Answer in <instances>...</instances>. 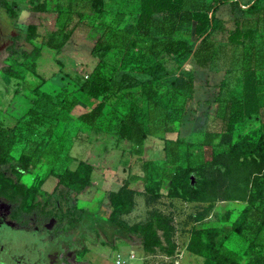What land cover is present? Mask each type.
Segmentation results:
<instances>
[{
    "label": "rangeland",
    "instance_id": "1",
    "mask_svg": "<svg viewBox=\"0 0 264 264\" xmlns=\"http://www.w3.org/2000/svg\"><path fill=\"white\" fill-rule=\"evenodd\" d=\"M8 1L13 4L17 15L9 16L0 5V144L4 153V161L0 164V194L5 195V206L11 208L10 217L22 215L16 209L20 206L15 185L22 181L36 191L34 199L49 202L43 212L50 210L52 214H47L53 217L50 221L63 223L73 208L75 194L61 185L49 193L43 191L40 188L41 180L50 167L62 169L69 156L73 157L72 164L79 158H85L94 164V177L98 180L127 178L133 203L131 209L120 217L134 226V230L114 234L113 227L105 221L108 190L84 189L83 197L77 198L76 204L86 208L81 220L83 230L79 233L69 231L68 240L74 241L72 247L67 241L63 243L65 252L74 261L87 264H213L204 255V240L209 234L206 228L218 226L220 232L215 236L217 243L224 241L227 249L236 252L243 261L264 264V228L256 235L248 230L243 233L233 230L246 206L252 210L255 206H263L256 189H261L264 183V150L244 155L229 148V143L238 136L247 135L257 141L263 132L264 24L254 36L261 63L258 68L261 106L257 113L237 122L233 131H227L226 102L231 96L240 95L241 72L234 70L225 73L221 64L217 65L218 70H198L188 66L195 74L193 97L187 98L185 103L186 117L189 119L180 123L174 132L162 134L156 131L149 134L142 144L136 145L117 135L120 108L136 102L145 126H149L146 98L140 86L131 82L145 77L140 71L143 66L152 63L157 56L166 55L161 50V44H158L156 52L150 49L151 42L159 38L156 27L150 36L136 31V0H104L105 9L101 16L97 15L90 0H52L55 11L45 12L32 10L29 0ZM240 1L244 5L234 4L232 7L226 4L219 10L229 23L233 16H249L242 10L249 0ZM30 22L37 25L38 36L34 41L25 38ZM180 28L178 36L194 40L191 23L184 22ZM105 31L123 34L124 43L113 51L117 71L113 86L105 93L107 105L95 125L89 127L68 112L67 104L72 98H77L78 111H85L100 99L79 91L78 85L95 64L96 59L90 49L97 36ZM65 33H68V39H65ZM48 36H51V42L62 43V47L56 50L44 44L38 57L34 51L23 53V50L29 51L35 44L45 42ZM142 47L147 48L144 53H141ZM175 63L171 61L168 66L173 67ZM26 69L29 70L24 78L18 82L15 80V86L5 82L9 81L6 77L11 72L24 75ZM124 73L128 74L129 85L119 86ZM41 76L45 77L42 90L54 93L64 86L61 92L66 102L63 110L59 102L53 103L33 92ZM222 76L226 84L218 92L217 82ZM34 98H37L34 102L39 107L54 116H47L42 125L24 128V136L15 139L12 131L2 127L5 124V109L8 119H15L23 114ZM156 100L162 106L171 104L167 78L159 82ZM60 113L62 116H55ZM74 113H77L76 110ZM193 114L196 117L190 119ZM182 116L179 114L175 118V124L182 121ZM60 119L62 121L58 122ZM22 124L24 126V121ZM51 129L52 132H49ZM177 135L181 138L178 142L173 141ZM12 139L14 141L7 149ZM174 143L178 146L177 151L171 154L169 148ZM35 150L33 166L26 172H20L16 168L19 166L16 158L22 152ZM37 152L40 153L37 155ZM185 165L192 169V182L184 187L171 185L169 177L172 172ZM51 182H56L53 175L46 180L44 187ZM156 213L163 220L156 223L162 224L159 229L162 241L153 250L146 251L141 245L139 226L153 220ZM18 233L14 235L15 242ZM247 236L261 246L248 247ZM24 238L26 242L34 240V236L29 234ZM91 238H96V242L92 243ZM82 245H85L86 251L92 250L93 254L107 260L104 263H88ZM113 245L116 248H112ZM121 247L126 251L130 248L124 259L119 257Z\"/></svg>",
    "mask_w": 264,
    "mask_h": 264
},
{
    "label": "trees",
    "instance_id": "2",
    "mask_svg": "<svg viewBox=\"0 0 264 264\" xmlns=\"http://www.w3.org/2000/svg\"><path fill=\"white\" fill-rule=\"evenodd\" d=\"M29 1L30 8L34 11L45 12L55 11L56 9L52 0ZM90 1L97 15L101 16L105 9L104 0ZM136 2V31L143 36H150L154 27H156L159 38L151 42L150 49L156 52L158 44H161V50L166 55L157 56L152 63L143 66L140 71L142 74H145V77L131 82L140 86V91L146 98L148 106L146 116L150 121L149 126H145L141 118L139 105L132 101L128 106L120 108L121 116L116 131L118 137L140 145L149 134L156 131H161L162 134L174 132L179 125L186 119H189L186 117L185 103L187 98L193 97L195 74L193 69L188 66H192L198 70H218L219 67L217 65L221 64L224 67L225 73H230L234 70L241 72V93L238 96H231L226 102L225 124L227 131H233L237 122L250 117L260 110L261 79L258 74V68L261 63L259 49L257 43L254 41V36L260 26L264 24V2L262 0H249L247 6L242 8L249 16H233L230 23L219 10L221 6L226 4L232 5V7H234V4H243L240 0H136ZM0 5L5 8L9 16L15 17L17 15L16 9L8 0H0ZM184 22L187 24L191 23V34L194 35L193 41L177 35L178 30H181L180 27ZM37 36L36 23H28L25 35L26 40L34 41ZM64 37L68 39V33H65ZM50 40L52 38L48 36L45 42L41 41L39 44H35L31 50H23V53L26 54L34 51L35 56L38 57L44 44L56 50L62 47V43L51 42ZM123 43V34L105 31L97 36L91 46L90 53L96 61L91 70L79 83L78 90L94 98L100 97V100L91 109L77 115L79 120L89 127H93L97 118L103 113L106 104L105 93L113 86L117 71L113 51L119 49ZM9 48L10 45L7 46V49ZM146 49V47H142L141 53H144ZM171 61L176 62L175 66H168ZM10 75L22 77L23 73L15 71L11 72ZM127 76L128 74L126 73L122 74L118 82L119 86L129 85L130 79H127ZM164 78L169 80L171 91V104L169 106H162L156 100L158 84ZM44 81L45 78L43 77L39 79L33 87L34 93L40 94L53 103L59 102L61 107H64V103L66 102L64 95H61L64 86H61L58 91L52 93L40 88ZM225 84V77L222 76L217 82L218 92L221 91ZM218 97L219 94H217L216 98ZM76 103L77 98H72L67 104V110L70 111ZM179 114L183 115L182 121L179 124H175V118ZM47 116H54V114L46 113L42 107H39L35 103L25 113L23 119L24 126L22 123L19 124L17 122L12 126L2 127L5 130L12 131L15 139H18L24 136L22 134L24 128L42 125L48 119ZM55 116L57 115L55 114ZM195 117V114H193L190 119ZM262 126L263 132L259 135L257 141L250 139L247 135L238 136L236 140L229 143L230 150L240 151L244 155L252 154L255 150H264V123ZM46 129H50V127ZM50 131L52 132V129ZM180 138L181 136L177 135L173 141L178 142ZM13 141L12 139L9 142L7 149ZM177 147L176 143L172 144L169 148V153H175ZM35 153L36 150L22 152L16 158L19 165L16 168L20 172L28 171L29 167L33 166ZM3 161L4 153L0 144V164ZM5 161H7L6 156ZM92 168L91 162L86 159H79L73 168L64 167L62 170L50 168L42 180L46 179L49 175H54L57 181L53 189L61 185V187L71 190L76 195L84 190L87 185L91 184ZM191 172L192 169L189 165L182 166L179 170L172 172L169 177L170 184L184 187L186 183L192 182ZM178 180L179 183H177ZM15 185L19 194L20 207L27 209L39 207L44 210L49 203L40 199H34L36 191L24 182L18 181ZM256 192L263 206H255L253 210L248 206L244 208L241 219L233 226V230L237 233H243L244 230H248L252 235H256L264 228V183L261 189H256ZM108 198L111 209L105 217V221L113 227L114 234L117 235L121 231H133L134 226H131L120 217L122 213H126L131 209L133 203L127 178H125L123 184L118 189L108 192ZM85 211L86 208L78 207L75 202L69 213L72 218L68 217L66 228L69 227L68 224L80 222ZM162 221L161 215L156 213L153 220H149L139 226L138 233L140 234L141 245L144 250L150 251L160 245L162 239L159 229L162 228V224L156 223ZM206 229L209 231V234L204 240V247L206 248L204 255L213 264H255L252 260L243 261L238 257L236 252L227 249L224 241L216 242L215 236L220 232L218 226ZM245 238L248 240V247L261 246L258 242L255 244L256 242L249 239L248 236ZM91 242L95 243L96 238H91ZM112 248H116V246L113 245ZM81 249L86 250L85 245Z\"/></svg>",
    "mask_w": 264,
    "mask_h": 264
},
{
    "label": "flooded vegetation",
    "instance_id": "3",
    "mask_svg": "<svg viewBox=\"0 0 264 264\" xmlns=\"http://www.w3.org/2000/svg\"><path fill=\"white\" fill-rule=\"evenodd\" d=\"M16 209L22 215L10 217L11 208L5 206V195L0 194V264H87L74 261L63 246L65 241L73 246L74 241L68 240L69 231L81 232V221L68 224L71 227L66 228L68 217L72 218L70 214L65 216L63 223H53L50 221L53 217L47 215L52 214L50 210L43 212L39 207ZM16 232L19 237L15 242ZM26 234L34 236V240L26 242Z\"/></svg>",
    "mask_w": 264,
    "mask_h": 264
},
{
    "label": "crops",
    "instance_id": "4",
    "mask_svg": "<svg viewBox=\"0 0 264 264\" xmlns=\"http://www.w3.org/2000/svg\"><path fill=\"white\" fill-rule=\"evenodd\" d=\"M12 37H13V35H12ZM36 43V42H35ZM7 51H8V49H6ZM59 51H61V50H59ZM26 72H27V70L25 71V73H24V75L22 76V77H17V76H14V75H9V76H7L6 77V79L7 80H9V81H5V82H7V84H9V86H10V84H12L13 86H15V80H16V82H18L21 78H24V76H25V74H26ZM41 77H43V78H45L44 76H41ZM40 77V78H41ZM39 81V80H38ZM16 87H18V86H16ZM41 88V87H40ZM80 91V90H79ZM34 92V91H33ZM36 95V94H35ZM38 97V96H37ZM92 98H94V97H92ZM35 99H37V98H34V100L32 99V102H30V104H29V107L31 106V105H33V104H35ZM95 99H98V98H95ZM100 100V99H99ZM99 100H97V101H99ZM78 99H77V103L75 104V106L69 111L68 110V112L69 113H71V115H73L74 114V116L77 118V119H79L78 117H77V115L79 114V113H81V112H83V111H78L79 110V108H78V106H79V104H78ZM105 105H107V101H106V104ZM28 107V108H29ZM28 108H26V110L23 112V114L21 115V116H19V117H15V119H8L9 117V115H8V112H7V108L5 109V114H4V121H5V124H4V127L5 126H12V125H14L15 123H22V121H23V119H24V116H25V113H26V111L28 110ZM61 109L63 110V107H61ZM74 110H76V112L77 113H74ZM104 110V109H103ZM86 111V110H85ZM73 113V114H72ZM57 116H62V113H60V114H58ZM65 116V115H64ZM62 120L60 119L58 122H61ZM55 128H56V126H55ZM40 152H37V155L39 154ZM79 159H85V158H79ZM79 159H77L76 161H75V163L74 164H72L71 163V161L73 160V157H71V156H69L66 160H65V164L66 165H61V166H63L62 167V169L64 168V167H71V168H73V167H75V165L77 164V162H78V160ZM89 161V160H88ZM90 162V161H89ZM92 163V162H91ZM92 165H93V168H92V171H91V184H89V185H87L84 189L86 190V191H88V190H90V189H92V188H95V189H97V188H100V189H103V190H105V189H107L108 191H107V196H108V192L110 191V190H116V189H118L122 184H123V182H124V180H123V178H120V179H116V180H111V179H109V178H101L100 180H98V179H96L95 177H94V175L96 174V168H95V166H94V164L92 163ZM50 168H53V167H50ZM49 168V169H50ZM54 170H62L61 168H59V169H56V168H53ZM26 172V171H25ZM51 175H49L46 179H44V180H42L41 181V183H40V188L41 189H43V191H48V192H50V191H52L53 190V188H54V185H55V183L54 182H51L47 187H44V183L46 182V180H48V178L50 177ZM54 176V175H53ZM56 178V177H55ZM125 179V178H124ZM56 181H57V178H56ZM85 191V192H86ZM83 190L80 192V193H78V194H76L75 195V200H74V202H76V204H77V198H82L83 196ZM109 203V198H108V201H107V204ZM110 209H111V207H110V204H108V212H107V214H106V216L108 215V213H109V211H110ZM225 244V243H224ZM262 248H264V245H262ZM129 250H130V248L128 249V251H126L125 249L123 250L122 249V247L119 249V257L121 258V259H124L125 258V256H126V254H127V252H129ZM122 252L124 253V254H122ZM86 258H88L89 260H91V261H93V262H95V261H97V262H105L107 259L105 258V259H102V258H100L99 256H97V255H95V253L93 254V251L92 250H87V251H85V255H84Z\"/></svg>",
    "mask_w": 264,
    "mask_h": 264
},
{
    "label": "built area",
    "instance_id": "5",
    "mask_svg": "<svg viewBox=\"0 0 264 264\" xmlns=\"http://www.w3.org/2000/svg\"><path fill=\"white\" fill-rule=\"evenodd\" d=\"M241 5H244V4L241 3Z\"/></svg>",
    "mask_w": 264,
    "mask_h": 264
}]
</instances>
